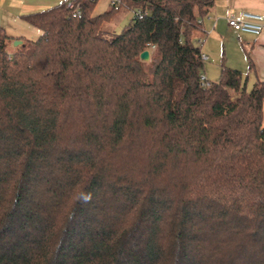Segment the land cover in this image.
<instances>
[{
  "label": "trees",
  "instance_id": "trees-1",
  "mask_svg": "<svg viewBox=\"0 0 264 264\" xmlns=\"http://www.w3.org/2000/svg\"><path fill=\"white\" fill-rule=\"evenodd\" d=\"M65 1L0 26V264H264V80L200 86L214 0Z\"/></svg>",
  "mask_w": 264,
  "mask_h": 264
},
{
  "label": "crops",
  "instance_id": "crops-1",
  "mask_svg": "<svg viewBox=\"0 0 264 264\" xmlns=\"http://www.w3.org/2000/svg\"><path fill=\"white\" fill-rule=\"evenodd\" d=\"M61 1L63 0H0V26L13 39H34L39 31L37 32V29L28 24L21 15ZM241 10L257 12L264 17V0H214L212 7L202 18L204 34L199 35L203 36L200 50L206 55V60H209L210 56H213V49L207 44L215 39L221 42L224 57L222 55L220 64L227 63V66L240 70L246 84L252 85L258 80H264V23L257 34L231 29L227 25L228 15Z\"/></svg>",
  "mask_w": 264,
  "mask_h": 264
},
{
  "label": "built area",
  "instance_id": "built-area-1",
  "mask_svg": "<svg viewBox=\"0 0 264 264\" xmlns=\"http://www.w3.org/2000/svg\"><path fill=\"white\" fill-rule=\"evenodd\" d=\"M118 0H112L113 3ZM117 7V4L115 5ZM65 8L70 12V16L79 17L81 15V5L76 0H66ZM134 16L141 18L145 12L136 9ZM264 17L257 12L241 10L238 13H230L227 17V25L235 31H244L250 33H259L263 27ZM202 59H206V55L201 54ZM200 86L207 87L210 81L206 78L204 73L199 75Z\"/></svg>",
  "mask_w": 264,
  "mask_h": 264
},
{
  "label": "rangeland",
  "instance_id": "rangeland-1",
  "mask_svg": "<svg viewBox=\"0 0 264 264\" xmlns=\"http://www.w3.org/2000/svg\"><path fill=\"white\" fill-rule=\"evenodd\" d=\"M108 4H109V0H97V3L95 7L93 8V14L101 13L102 11L106 10L108 8ZM133 16H134L133 11L127 10L125 8H120L117 11H115V13L113 14V20H112L114 31L116 33L121 32V30L129 23V21L131 20ZM209 44H207V46L213 49V56L212 57L210 56L209 60H206V59L203 60V63H204L203 71H204L205 76L209 79V81L215 82L217 81L218 76H219L220 61L223 55L222 54L223 47L221 45V42L220 43L217 42L216 39L215 41L214 40L211 41ZM224 62L226 63L225 60ZM225 65H227V63ZM246 85H247L246 86L247 90H249L252 86L251 83L246 84Z\"/></svg>",
  "mask_w": 264,
  "mask_h": 264
},
{
  "label": "water",
  "instance_id": "water-1",
  "mask_svg": "<svg viewBox=\"0 0 264 264\" xmlns=\"http://www.w3.org/2000/svg\"><path fill=\"white\" fill-rule=\"evenodd\" d=\"M19 43H21V40L20 39H15V40H13V45H17V44H19ZM139 57H140V59H142V60H147L148 59V57H149V52H148V50L147 49H144V50H142L140 53H139Z\"/></svg>",
  "mask_w": 264,
  "mask_h": 264
}]
</instances>
